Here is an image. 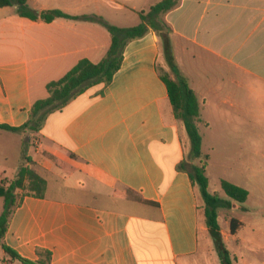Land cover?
<instances>
[{"label": "crops", "instance_id": "1", "mask_svg": "<svg viewBox=\"0 0 264 264\" xmlns=\"http://www.w3.org/2000/svg\"><path fill=\"white\" fill-rule=\"evenodd\" d=\"M159 1L27 4L106 21L139 19ZM162 18L176 67L200 103L196 125L255 136L264 113V0H179ZM109 46L110 34L95 21L47 23L20 17L16 6L0 8V124L22 126L33 102L47 96L48 82L82 58L99 62ZM163 70L162 43L149 30L126 43L107 85L87 87L49 113L39 131L0 128V180L29 165L46 183L43 197L18 199L6 246L29 260L38 259L37 248L49 250L50 264H220L198 186L178 168L182 160L197 161L188 160L190 142L174 117ZM1 250L0 264H22Z\"/></svg>", "mask_w": 264, "mask_h": 264}, {"label": "trees", "instance_id": "2", "mask_svg": "<svg viewBox=\"0 0 264 264\" xmlns=\"http://www.w3.org/2000/svg\"><path fill=\"white\" fill-rule=\"evenodd\" d=\"M28 0H0V8L16 6V12L20 17L30 20H42L51 22L56 18L65 19H89L102 25L110 34V46L103 57L97 63L87 58L80 59L68 72L57 80H52L45 85L47 96L37 99L29 109V118L20 127H11L0 124L1 129L12 132L28 130L37 132L43 125L46 116L63 108L72 98L83 92L87 87L93 85H107L120 68L122 52L127 42L144 36L149 30L158 35L163 48L165 62L173 74L162 72L160 78L165 83L168 98L172 106L174 117L179 120L185 128L190 142L189 161L182 160L178 168L184 170L193 184L198 186L201 198L204 203L205 225L213 242L214 249L219 258L220 264H232L228 250L224 247L220 225L218 223V210L230 209V201L244 203L248 192L243 187L229 181L221 180L220 189L228 199H223L216 192L208 191V179L205 174L207 156H201L202 137L197 130L196 123L199 120L200 103L195 93L190 89L187 81L182 77L174 62L171 43L170 28L164 22L162 16L174 8L179 0H161L152 5L146 12H139V23L131 27H118L107 23L99 17L72 16L59 9L42 10L37 12L28 7ZM45 180L29 165H21L17 175L12 180H0V197L3 199L2 211L0 213V245L4 252L11 258L22 264H50L51 253L49 250L37 248L38 259L29 260L10 247L6 246L2 238L8 228V223L14 209L18 206V199L22 196L43 197L45 192ZM135 200L144 203L155 204L143 200L140 196L129 191ZM238 227V221L231 218L229 230L234 234Z\"/></svg>", "mask_w": 264, "mask_h": 264}, {"label": "rangeland", "instance_id": "3", "mask_svg": "<svg viewBox=\"0 0 264 264\" xmlns=\"http://www.w3.org/2000/svg\"><path fill=\"white\" fill-rule=\"evenodd\" d=\"M134 16L132 14L107 16L105 19L109 24L131 27L139 23L138 17ZM163 72L169 73V70ZM261 107L264 108V103ZM247 123L248 121H245V125ZM257 124L255 122V130L258 128ZM197 130L204 139L202 156H209L206 171L208 191L216 192L219 197L228 199L220 189V181L226 180L248 192L244 203H237L234 208L235 202L230 201L232 205L230 209L218 210L221 229L227 234L223 244L229 252L232 264H264V113L261 114L259 132L255 131V136H248L247 133L245 137L237 134L222 135V132L217 130L208 132L203 125L197 126ZM31 139L34 145L36 141L38 143L36 136H32ZM2 205L3 199L0 198V211ZM231 218L238 221L234 234L229 230ZM201 242L204 249L206 241L203 236ZM1 255L0 247V257Z\"/></svg>", "mask_w": 264, "mask_h": 264}]
</instances>
